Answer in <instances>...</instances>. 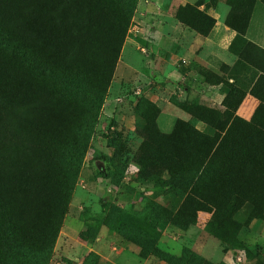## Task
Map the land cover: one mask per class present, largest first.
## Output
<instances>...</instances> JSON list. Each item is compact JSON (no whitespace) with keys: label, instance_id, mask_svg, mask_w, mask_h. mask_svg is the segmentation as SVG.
I'll list each match as a JSON object with an SVG mask.
<instances>
[{"label":"trees","instance_id":"trees-1","mask_svg":"<svg viewBox=\"0 0 264 264\" xmlns=\"http://www.w3.org/2000/svg\"><path fill=\"white\" fill-rule=\"evenodd\" d=\"M113 1L0 0V262L12 252L26 263L55 233L81 159L82 132L98 100L90 80H101L95 74L108 69L123 37L124 14L105 10ZM255 1L225 0L236 60L221 65L218 77L204 75L224 87L222 111L186 109L212 134L179 119L161 133L145 119L136 153L137 161L146 159L147 171H166L179 188L189 184L179 214L193 221L191 212L204 210L212 228L232 224L234 245L243 226L234 214L244 207L255 218L261 214L255 209L264 207V126L235 113L246 92L264 104V50L244 37ZM215 2L204 3L202 12L200 3H184L174 17L206 36L214 19L205 9ZM97 227L85 239H94Z\"/></svg>","mask_w":264,"mask_h":264},{"label":"rangeland","instance_id":"rangeland-1","mask_svg":"<svg viewBox=\"0 0 264 264\" xmlns=\"http://www.w3.org/2000/svg\"><path fill=\"white\" fill-rule=\"evenodd\" d=\"M203 1L116 0L105 9L114 16L118 10L123 13L126 25L108 69L99 68L100 74H95L102 76L101 80H90L99 90L98 100L85 132L80 131L83 151L55 233L37 257L29 256L22 263L9 252L8 260L0 264H264V207L255 209L261 212L255 218H250L244 207L234 214L237 225L243 224L236 235L240 242L234 245L232 224L212 228L211 214L204 210L191 212L193 221L178 213L189 184L179 188L166 171H147L146 159L136 160L145 119H152L161 133L170 132L179 119L211 135L213 129L186 109L213 107L217 113L222 111V106L204 98L202 80L179 82L174 77L186 63L173 56L172 17L175 19L176 8L184 3H200L202 12ZM211 11V7L205 9L210 16ZM217 31L219 27L211 35ZM78 99L81 104L80 95ZM250 99L246 96L245 101ZM261 106L264 104L259 101L252 120L236 115L263 127ZM95 226L94 239H85ZM249 228L254 238L251 245L238 237ZM201 239L216 242L221 260L213 262L198 253L194 243Z\"/></svg>","mask_w":264,"mask_h":264},{"label":"crops","instance_id":"crops-1","mask_svg":"<svg viewBox=\"0 0 264 264\" xmlns=\"http://www.w3.org/2000/svg\"><path fill=\"white\" fill-rule=\"evenodd\" d=\"M206 1H203V3ZM211 9L214 23L206 36H201L193 30L187 29L172 17L170 41L171 45L175 48L173 54L176 58L175 60H183L186 63L185 70L182 67V69L175 71V80L179 82L188 78L197 82L202 80L206 93L204 98L208 101L216 102L221 106L220 102L225 94L224 87L220 83L206 81L204 75L205 72H210L220 76L222 75L219 70L221 65L231 66L234 63L236 57L232 50L235 49V39L233 30L224 23V18L229 10V6L225 3V0H216ZM216 27H219L220 31H217V35L212 36V31ZM244 37L252 44L264 50V4L260 0L255 1ZM246 96H250L251 99L245 101ZM258 103V99L246 92V95L236 109V114L245 115L251 119L258 108ZM243 230L238 234V237L247 245L253 244L254 238L249 234L251 228L248 231ZM216 246V242L212 239H207L206 242L201 239L194 243V247L198 253L213 262H217L222 258Z\"/></svg>","mask_w":264,"mask_h":264}]
</instances>
